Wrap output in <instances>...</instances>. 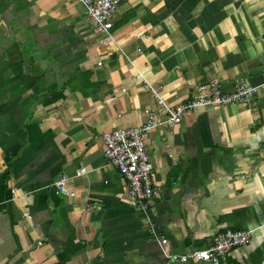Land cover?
<instances>
[{"label": "crops", "instance_id": "0c3cea01", "mask_svg": "<svg viewBox=\"0 0 264 264\" xmlns=\"http://www.w3.org/2000/svg\"><path fill=\"white\" fill-rule=\"evenodd\" d=\"M108 35L74 0H0V264H210L164 255L226 229L252 237L220 264H264V0H121ZM137 73L170 106L210 80L258 92L150 134L148 217L101 137L156 106Z\"/></svg>", "mask_w": 264, "mask_h": 264}, {"label": "built area", "instance_id": "2783aa9c", "mask_svg": "<svg viewBox=\"0 0 264 264\" xmlns=\"http://www.w3.org/2000/svg\"><path fill=\"white\" fill-rule=\"evenodd\" d=\"M85 8L86 16L95 33L106 34L104 44L110 36L108 31L112 28L113 17L117 12L121 0H74ZM137 80H142L149 94L154 98L156 106L146 113L142 125L127 129H116L102 134L104 160L115 167L122 178L127 182L130 205L134 210L140 211L146 217L152 214L151 207L156 195L154 188V170L149 163L147 153V140L150 134L158 128H172L178 125L190 113L199 109L222 108L230 105L254 104L257 88L235 79L230 91H224L217 80H210L206 85L199 86L196 94L189 100L176 106L168 105L160 96L158 89L147 83L141 73H137ZM264 87V85H263ZM83 174L84 170L77 172ZM68 178L65 175L55 181L54 188L58 193L73 198L75 192L67 187ZM16 188L11 192L14 194ZM88 209L100 207L87 204ZM27 220L31 219L25 213ZM159 242L161 251L167 240L154 233ZM251 231H236L226 229L213 237L210 246L203 250L190 251L184 255L165 254L164 256L174 262L196 263L204 262L220 264V262L233 250L247 246L251 241Z\"/></svg>", "mask_w": 264, "mask_h": 264}]
</instances>
